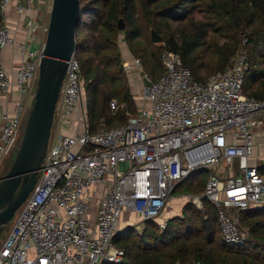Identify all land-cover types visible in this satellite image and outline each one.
I'll list each match as a JSON object with an SVG mask.
<instances>
[{
	"label": "built area",
	"instance_id": "obj_1",
	"mask_svg": "<svg viewBox=\"0 0 264 264\" xmlns=\"http://www.w3.org/2000/svg\"><path fill=\"white\" fill-rule=\"evenodd\" d=\"M51 6L52 0L0 2V52L13 46L18 56L13 75L0 61V98L17 93L13 110L0 114V165L17 150L22 120L34 103ZM161 60L164 72L152 81L140 59L125 58L133 98L142 103L123 126L91 135L85 80L72 56L37 183L0 248V264H122L125 251L114 244L122 223H155L164 232L167 209L180 198L199 210L205 200L213 205L224 244L250 241L239 220L243 212L264 208V173L250 160L264 100L244 94L248 53L243 48L205 82L194 78L179 53L164 48ZM109 106L114 115L120 109L115 99ZM223 164L227 176L218 173ZM202 170L210 175L201 195H175Z\"/></svg>",
	"mask_w": 264,
	"mask_h": 264
},
{
	"label": "trees",
	"instance_id": "obj_2",
	"mask_svg": "<svg viewBox=\"0 0 264 264\" xmlns=\"http://www.w3.org/2000/svg\"><path fill=\"white\" fill-rule=\"evenodd\" d=\"M80 3L76 57L85 80L91 135L111 129L108 124L114 117L121 115L123 126L128 112L137 113L118 46L122 34L152 81L159 80L164 72L161 60L164 48L179 53L183 64L201 82L206 81L203 70L224 71L244 48L249 57L244 94L264 100V0H80ZM121 19L125 31L118 30ZM2 24L0 13V29ZM145 29L150 34L155 30L162 37V44H145L142 40ZM244 40L247 43L243 47ZM113 99L120 106L115 116L110 115L109 103ZM259 170L264 173V166ZM201 172L206 171L194 173L184 182ZM203 204V211L193 204L186 205L182 217L169 220L164 232L155 223H147L141 236L132 228L121 231L114 244L125 251L122 264H264V208L241 213L239 227L250 232V242L234 247L221 240L216 209L206 200Z\"/></svg>",
	"mask_w": 264,
	"mask_h": 264
},
{
	"label": "water",
	"instance_id": "obj_3",
	"mask_svg": "<svg viewBox=\"0 0 264 264\" xmlns=\"http://www.w3.org/2000/svg\"><path fill=\"white\" fill-rule=\"evenodd\" d=\"M80 19V0H52L34 103L17 155L7 174L0 178V232L12 221L37 183L68 63L77 50ZM125 29V22L121 19L118 30ZM151 40L154 44L163 42L155 30H151ZM146 84L150 85L147 81Z\"/></svg>",
	"mask_w": 264,
	"mask_h": 264
},
{
	"label": "rangeland",
	"instance_id": "obj_4",
	"mask_svg": "<svg viewBox=\"0 0 264 264\" xmlns=\"http://www.w3.org/2000/svg\"><path fill=\"white\" fill-rule=\"evenodd\" d=\"M50 16V14H49ZM143 42L145 44H153V45H160V44H154L151 40V34L149 33L148 30L145 29L144 31V35H143V38H142ZM118 46H119V50L121 52V57H122V61L124 62L125 58H127L129 56V54H131L133 57L134 55L131 53L126 41H125V37L124 35L122 34L119 38V41H118ZM209 60V59H208ZM217 72V71H216ZM215 72L211 73L208 69L206 70H203L202 72V75L203 77L205 78V80H207L211 75H213ZM127 79H128V82H129V85H130V89H131V92H132V85L130 83V79L128 78V76L126 75ZM133 96V95H132ZM136 97V96H135ZM84 99L86 101V103L88 104V97H87V93L85 91L84 93ZM137 99V98H136ZM142 103V101H137V105L140 106ZM88 106V105H87ZM88 109V108H87ZM31 111V109H30ZM30 111H28V113L24 116L23 120H22V132H21V135H20V139H19V142L17 144V150L13 151L12 154L8 157V160L10 161L8 166H4L6 167L5 170H3L1 172V177H4L7 172L9 171L16 155H17V151H18V148L21 144V140H22V136H23V132H24V128H25V125H26V122L28 120V117H29V114H30ZM111 116H115L112 112L110 113ZM122 120H121V115H119L118 117H114L112 118L110 121H109V126L108 128H111V129H114V128H118V127H121L122 125ZM104 125V124H103ZM76 127H78V130L80 131L81 130V125L77 124ZM104 128H107V127H104ZM103 128V129H104ZM227 167L225 164L222 165L221 169L219 170V175H224V176H227L228 172H227ZM237 171V165H236V168H235ZM197 173V172H196ZM209 179V173L207 172H201L199 174H196L194 177H192L191 179H188L186 182H183L182 185H181V188L178 190V191H175V195L178 196V197H181L183 195H192V196H197V195H201L203 192V185L204 183L207 182V180ZM206 185V184H205ZM183 202V208L188 205V204H193V203H190L188 202L187 200H185L184 198H180ZM194 205V204H193ZM196 207V205H194ZM197 208V207H196ZM182 209V208H181ZM205 210V209H204ZM203 211V210H202ZM224 211L227 213V215L229 216H232L235 214V210L233 209H226L224 208ZM183 214V209H182V212ZM19 214V210L16 212L14 218L12 219V221L7 224V226H5L2 231L0 232V248L1 246L3 245V243L5 242V240L7 239L14 223H15V220L17 218ZM180 217V216H179ZM126 219H128L130 221V223H134V220L128 216H126ZM174 219V218H173ZM136 225V223H135ZM134 226V225H133ZM145 224L142 223L138 226H135L132 228V231L137 235V236H141L143 234V231L145 229Z\"/></svg>",
	"mask_w": 264,
	"mask_h": 264
},
{
	"label": "crops",
	"instance_id": "obj_5",
	"mask_svg": "<svg viewBox=\"0 0 264 264\" xmlns=\"http://www.w3.org/2000/svg\"><path fill=\"white\" fill-rule=\"evenodd\" d=\"M47 15V14H45ZM18 59L16 49L13 46H9L8 48L4 49L0 52V61L3 63L4 68L9 74L15 73V63ZM17 100V93L13 92L8 97H2L0 98V114L3 111H11L14 107V102ZM2 122L0 119V130H1ZM256 137L254 141V148H253V156L250 159L252 165L258 166V168H261L264 166V118L259 120L258 126L256 127ZM9 157V156H8ZM8 157L4 159L2 164L0 165V174L3 170H5L6 167L9 164ZM206 171V170H205ZM207 173L210 172L206 171ZM1 176V175H0ZM183 209V202L181 199H177L170 203L167 212L165 214V218L171 220L173 218L182 217V209ZM134 219V218H133ZM134 221H137V219H134ZM137 224V223H136ZM139 224V223H138ZM130 224L127 223L125 220L122 223V230H124L126 227H129ZM138 226V225H136ZM134 226H130L129 228H133ZM250 242V241H249Z\"/></svg>",
	"mask_w": 264,
	"mask_h": 264
}]
</instances>
